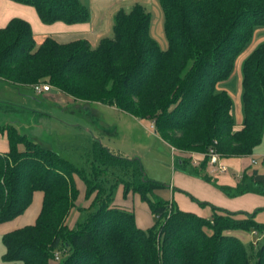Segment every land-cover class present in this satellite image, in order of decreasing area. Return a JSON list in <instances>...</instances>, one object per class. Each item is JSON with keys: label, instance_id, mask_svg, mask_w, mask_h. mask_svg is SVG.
<instances>
[{"label": "trees", "instance_id": "1", "mask_svg": "<svg viewBox=\"0 0 264 264\" xmlns=\"http://www.w3.org/2000/svg\"><path fill=\"white\" fill-rule=\"evenodd\" d=\"M12 1L33 6L44 23L89 19L80 0ZM158 2L166 48L152 36L151 15L139 3L129 11H117L112 35L95 47L86 39L59 43L49 36L36 44L30 24L12 18L0 28V80L16 88L48 83L74 100L113 106L149 120L154 133L173 150L204 154L198 166L182 156L176 164L208 180V149L223 158L243 157L251 155L263 138L264 41L242 62L243 118L238 128L232 97L218 85L231 76L255 29L264 27V0ZM0 129L9 143V150L0 152V224L22 214L34 191L43 193L35 222L2 234V262L264 264V224L252 215L211 206L208 219L180 210L174 201L154 193L165 186L147 179L137 158L123 157L98 142L87 176L14 125ZM111 165L132 171V179L119 183L124 194L138 193L148 203L154 219L150 228L138 227L131 211L113 204L112 189L102 196L103 190L98 193L92 184ZM74 175L85 182L86 199L97 194L85 219L69 228L66 217L78 193ZM219 188L231 196L264 193V173L252 169L251 177L242 174L235 188ZM252 229L258 234L255 245L240 234Z\"/></svg>", "mask_w": 264, "mask_h": 264}, {"label": "crops", "instance_id": "2", "mask_svg": "<svg viewBox=\"0 0 264 264\" xmlns=\"http://www.w3.org/2000/svg\"><path fill=\"white\" fill-rule=\"evenodd\" d=\"M80 1L88 8L89 19L84 22L67 24L62 21L44 23L39 18L33 6L12 0H0V28L6 26L12 18H21L30 24L36 44H40L45 37L49 36L59 43H67L77 39H86L91 47H95L101 38L110 37L112 35L113 17L115 13L119 10L129 11L133 4L139 3L151 15L152 36L157 40L160 46L166 48V42L158 39L164 34V17L158 0ZM251 40L253 42L250 51L257 44L264 41V27L255 29ZM250 51L245 53L244 50L238 55L231 76L218 85L219 89L227 91L232 97V100L234 99L232 114L237 128L240 126L243 118L239 69L242 67V62ZM30 89L32 90L31 87ZM38 94L42 100L59 106L66 105V98H69L59 91L40 92ZM23 110L28 114L32 113L38 115V120L43 117H50L49 114H46V112L42 110L39 112V109L37 108L36 110L38 112L29 109ZM38 120H36L37 126H39ZM7 124L14 125L19 132L24 133L25 135L29 134V131L23 132L21 127H18L15 123L8 122ZM33 134L35 135L30 134L27 136L43 147L56 151L47 143L48 141L46 143L42 142V138L45 136L41 137L39 134H36V132ZM8 150L9 143L6 134L0 129V152H7ZM173 153L175 154V162L177 157L182 156L190 158L193 166H198L204 156L203 153H179L174 150ZM223 162L226 164L227 170L217 175L211 174L210 166L206 165L205 174L209 177L208 180L194 176L192 173H189L182 168L179 170H173L169 184H164L165 187L163 188L155 189L154 193L164 200L174 201L175 205L180 210L192 212L204 218L210 219L212 217V206L228 212H245L252 215L256 222L264 224V193L247 192L231 196L219 188H235L240 182L242 174L251 177L252 169H256L258 173H264V171L255 168L253 165L255 163H252V154L243 157L224 158ZM74 183L78 193L74 201V207L70 209L66 217V224L69 228H74L78 223L85 219L86 215L89 213L92 200L91 198H85L86 184L80 177L74 175ZM251 183L254 184L253 181H251ZM254 186L261 189L259 184H254ZM175 188L179 191H174ZM183 192H188L191 197H188ZM42 199L43 193L38 190L34 191L30 205L22 214L18 215L11 221L0 224V236L13 229L33 224L40 212ZM113 204L131 211L134 214L136 225L142 229H148L154 223L153 214L148 203L142 200L138 193L128 191L124 194L122 183H118L116 195L113 198ZM252 233L256 235V237H253ZM244 236L246 242H253V245L256 243V238L258 239V234L254 229L245 233ZM50 264H57V262L52 261Z\"/></svg>", "mask_w": 264, "mask_h": 264}, {"label": "rangeland", "instance_id": "3", "mask_svg": "<svg viewBox=\"0 0 264 264\" xmlns=\"http://www.w3.org/2000/svg\"><path fill=\"white\" fill-rule=\"evenodd\" d=\"M158 39L167 44L164 34ZM252 42L251 40L245 48V53L250 51ZM239 70L240 90L242 91L241 68ZM32 90L28 86L16 88L0 80V128L8 122L15 123L21 127L23 132L29 131L28 136L35 135L34 132L41 137L45 136L47 139L42 138V142L48 141L47 143L53 149L76 167L82 169L87 176H90L93 170L92 148L95 142L128 159L137 158L143 173L149 180L168 185L173 170L180 169L175 162L173 148L154 133L149 120L138 119L113 106L78 101L70 97L66 98V105L59 106L42 100L40 95ZM53 91L57 90L52 88L50 92ZM36 108L39 109V112L41 110L46 112L50 117L38 120V115L28 114L23 110L29 109L38 112ZM36 120H38L39 126L36 125ZM263 152L264 134L261 143L252 153V159L256 160L253 165L262 171H264V165L260 156ZM130 179H132L130 169L111 165L101 174L100 179L94 177L92 184L97 187L98 193L103 190L102 196L112 189V198H114L118 183L121 180L128 181ZM112 186L114 187L112 188ZM174 191L179 190L175 188ZM183 193L191 197L188 192ZM94 194L97 193L94 192ZM94 194L90 196L91 199ZM93 209L94 207L91 211ZM240 234L246 241L245 233L240 231ZM252 236L256 237L254 234ZM2 248L0 236V254ZM0 264L8 263H4L0 259Z\"/></svg>", "mask_w": 264, "mask_h": 264}, {"label": "built area", "instance_id": "4", "mask_svg": "<svg viewBox=\"0 0 264 264\" xmlns=\"http://www.w3.org/2000/svg\"><path fill=\"white\" fill-rule=\"evenodd\" d=\"M35 93L48 92L52 90V87L48 83L35 84L31 87ZM153 127V122H151ZM206 155L208 156V165L210 166V173L217 175L219 173L225 172L227 170L226 164L223 162V157L218 153L214 152L213 148L207 150ZM262 163L264 164V152L260 156ZM252 163H256V160L252 159ZM57 258V257H56Z\"/></svg>", "mask_w": 264, "mask_h": 264}]
</instances>
